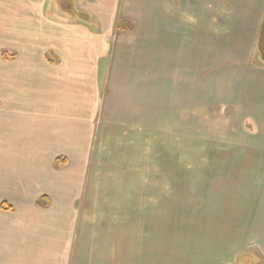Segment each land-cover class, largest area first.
Segmentation results:
<instances>
[{
  "label": "crops",
  "instance_id": "obj_1",
  "mask_svg": "<svg viewBox=\"0 0 264 264\" xmlns=\"http://www.w3.org/2000/svg\"><path fill=\"white\" fill-rule=\"evenodd\" d=\"M179 1L191 30L229 26L214 39L220 62H245L244 50L259 51L264 0H74L89 24L17 11L0 19V264H168L161 232L146 216L132 223L128 208L86 207L91 197L83 190L96 182L89 170L100 149L97 132L145 124L152 104H163L152 103L150 91L161 93L164 79L176 87L175 65L194 72L187 65L194 66L196 37L157 32ZM149 25L154 32L140 28ZM171 39L182 48L187 42V52L165 48ZM246 71L219 73L242 85L236 116L255 120L251 130L260 133L249 140V156L258 155L250 166L228 167L240 171L221 192L205 195L202 229L185 231L186 239L184 231L171 233L169 264H237L248 250L264 264V65ZM214 86L221 93L227 85L220 78Z\"/></svg>",
  "mask_w": 264,
  "mask_h": 264
},
{
  "label": "rangeland",
  "instance_id": "obj_2",
  "mask_svg": "<svg viewBox=\"0 0 264 264\" xmlns=\"http://www.w3.org/2000/svg\"><path fill=\"white\" fill-rule=\"evenodd\" d=\"M57 1L0 0V19L14 17L16 11L19 17L63 16L66 13L58 9L60 1ZM177 3V8L166 11L165 17H169L165 20L167 24L158 25L157 32L176 36L189 33L196 37L194 66L191 62L187 65L188 68L194 67V72L185 65H175L173 69L179 70L175 73L176 87L167 88L164 79L162 96L158 90L150 91L151 102L162 101L163 104H152L153 115L152 112L148 115L145 124L136 121L129 128L122 127V132H97L100 149L95 168L89 170V176L93 175L96 182L84 186L83 193L91 200H87L88 205L86 200L82 201L86 207L97 210L128 208L131 217L125 219L132 223L146 216V225H150L151 221L157 233L161 232L159 243L164 246L162 252L164 258H168V264L170 250L166 246L170 244L171 233L177 229L184 234L191 228L202 229V226H197L203 224L202 211L198 208L203 204L205 195L221 192L220 188L228 182L227 177L240 171L228 167H234V164L242 168L243 165L250 166L258 155L249 156L250 147H255L249 140L260 133L251 130L258 129L255 120L247 119L250 115L244 120L236 116L242 85L227 83L233 74L228 73L223 79L219 72L225 67L233 68L237 73H241L239 69L247 68L244 74H250L264 65L255 47H252L251 53L249 48L244 50L249 53L245 62H237L231 57L220 62V50L215 47L218 42L214 39L225 37L219 33L225 34L223 30L229 26L211 25L210 33H202L203 25L191 30V26L181 19L186 15V4L184 1ZM141 27L152 32L155 28L154 25ZM208 27L205 26V29ZM173 41H164V47L174 45L173 51L187 52V42L182 44V48ZM151 43L154 41L151 40ZM165 70L170 69L164 66V77ZM220 78L227 85L221 93L214 86ZM238 79L239 82L243 80L241 75ZM190 102L194 103V112ZM159 109H162L160 114ZM239 147H247V150L239 154L232 152ZM198 212L200 217H197ZM146 231L149 238L148 229ZM152 235L154 238L155 233Z\"/></svg>",
  "mask_w": 264,
  "mask_h": 264
},
{
  "label": "trees",
  "instance_id": "obj_3",
  "mask_svg": "<svg viewBox=\"0 0 264 264\" xmlns=\"http://www.w3.org/2000/svg\"><path fill=\"white\" fill-rule=\"evenodd\" d=\"M59 1L61 3L60 9L63 10L64 13H66L64 15L67 18H69L70 20H73L74 22L80 21V22L89 24L90 18H91L90 15L79 10L76 7L74 0H59ZM67 5H70V6H67ZM127 25H129V23L125 24L124 22L122 26L125 27ZM262 263H263V260L260 254L256 250H248V251L242 252L238 256V259H237V264H262Z\"/></svg>",
  "mask_w": 264,
  "mask_h": 264
},
{
  "label": "water",
  "instance_id": "obj_4",
  "mask_svg": "<svg viewBox=\"0 0 264 264\" xmlns=\"http://www.w3.org/2000/svg\"><path fill=\"white\" fill-rule=\"evenodd\" d=\"M258 48H259V52H260V59L262 62H264V22L262 24V28H261V32H260Z\"/></svg>",
  "mask_w": 264,
  "mask_h": 264
},
{
  "label": "flooded vegetation",
  "instance_id": "obj_5",
  "mask_svg": "<svg viewBox=\"0 0 264 264\" xmlns=\"http://www.w3.org/2000/svg\"><path fill=\"white\" fill-rule=\"evenodd\" d=\"M66 5V4H65ZM67 6H70V5H67Z\"/></svg>",
  "mask_w": 264,
  "mask_h": 264
}]
</instances>
